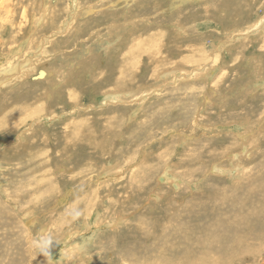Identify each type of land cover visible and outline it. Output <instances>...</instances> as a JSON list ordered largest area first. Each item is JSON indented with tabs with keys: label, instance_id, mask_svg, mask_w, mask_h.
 Here are the masks:
<instances>
[{
	"label": "rangeland",
	"instance_id": "374dc122",
	"mask_svg": "<svg viewBox=\"0 0 264 264\" xmlns=\"http://www.w3.org/2000/svg\"><path fill=\"white\" fill-rule=\"evenodd\" d=\"M1 1L6 5L7 1L12 2V8L16 9L13 10L16 13L9 15L5 7H0V53L16 44L15 52L10 51L9 62L3 58L2 65L15 64L21 70L19 77L15 74L0 83V123L3 124L0 125V160L11 159L10 165L0 171V200L13 213L15 221V225L3 224L0 232L8 233L7 239H12L16 231L20 234L25 231L22 236L28 237L29 243L23 246L34 253V263L123 264L114 256L120 250L116 245L126 241L139 222L148 226L159 217L165 223L168 219L176 221L172 217L174 213L186 215L190 210L202 217L209 205L196 203L205 193L212 194L211 181L218 182L225 195H238L263 172L264 167L259 164L253 167L245 160L250 170L243 171L241 165L227 177L222 174L212 178L208 176V167H201L202 159L189 165L191 159L195 161V155L189 157V152L191 143L202 140L219 143L233 135L243 139L241 134L248 131L246 117L256 124L249 133L248 160L264 151V106H248L255 96L262 95V90L256 88L264 84V27L257 32L248 31L264 17V0ZM68 21L70 30L65 28ZM194 67H200L198 77L183 81L173 78L181 75V70ZM23 70L31 71L23 75ZM41 72L45 75L40 76ZM160 85L161 91L142 103L134 101L124 106L117 103L120 107L104 103L113 99L108 97L110 91L133 90L140 96ZM22 99L29 105L21 103ZM189 99L194 100V112L185 121L187 124L181 123L173 112ZM17 107L23 111L29 108L19 114ZM166 108L169 110L164 111ZM160 112L158 119L156 115ZM35 115H43L40 123L34 124L24 138L20 137L26 129L21 126L27 125ZM260 116L261 124L256 122ZM149 119L161 127L157 128L156 124L147 133L151 136L147 144L134 145L130 136L140 135ZM257 136L262 142L257 145L259 148L253 142ZM217 146L221 152L222 145ZM193 147L199 149L198 145ZM211 147L206 152L202 150L205 159L213 157L209 154ZM234 150L236 147L230 148ZM150 159L156 161L145 167L152 173L148 179L139 167ZM167 165L182 177L183 186L170 185L167 181L157 185V177L163 175L162 169ZM190 166L198 172H187ZM20 169L28 174L30 169V180L28 174L19 181H12L7 175L14 170L21 174ZM132 181L140 184L142 190H136L135 194L141 193L136 197L140 201L129 210L121 206L124 200L120 197L124 186ZM22 182L27 187L24 195H18L14 189ZM38 186L45 191L34 199ZM152 192L159 197L152 199ZM10 193L14 194L13 198ZM220 198L221 195L213 204H221ZM240 203L227 202L224 213L233 216L239 211ZM144 215L148 222L143 220ZM193 216L189 222H194L190 221ZM0 220L5 222L1 216ZM96 221L101 228L96 227ZM187 222H182L179 230L187 232ZM74 231L83 232L78 236L80 239H93L88 255H74L75 260L67 262L60 254L64 248L62 242L55 256L49 254L47 247L40 250L41 242ZM201 234L200 229L193 236L197 238ZM174 238L180 240V232ZM102 247L111 249V257L103 253L106 250L102 251ZM167 249L151 256L153 259L148 257V261L147 256L142 257L139 264H179L181 255L174 256ZM50 257L56 258L55 261ZM261 257L264 250L253 263L239 260L234 263L258 264ZM260 263L264 264V259Z\"/></svg>",
	"mask_w": 264,
	"mask_h": 264
},
{
	"label": "bare ground",
	"instance_id": "6f19581e",
	"mask_svg": "<svg viewBox=\"0 0 264 264\" xmlns=\"http://www.w3.org/2000/svg\"><path fill=\"white\" fill-rule=\"evenodd\" d=\"M16 2H18V1H16ZM42 3H43V1H42ZM246 4H248V3H246ZM92 5H94V4H92ZM70 6H71V4H70ZM0 7H5L6 10L5 9L4 10L6 11V13H9V15L11 13L15 12V11L13 12V10L15 8L14 9L12 8L13 7L12 2L8 3V1H7V5H6L3 1H1ZM68 7H69V5H68ZM11 8H12V11H11ZM34 8H36V7H34ZM78 8L80 9V6H78ZM61 11H62V9H61ZM74 12H76V11H74ZM103 16H104V14H103ZM5 17H7V16H5ZM27 22H28V20H27ZM8 23H10V22H8ZM74 23H75V21H73V26H74ZM79 23H81V22H79ZM49 25L50 24H48V26ZM67 25H69V21L66 23L65 28H66V30H70L71 28L70 27L68 28ZM40 26H41V24H40ZM78 27H79V24H78ZM263 27H264V17L261 18L258 22H256L253 26H251L248 31L257 32V31H260ZM26 28H27V26H26ZM33 30H35V29H33ZM37 30H39V29H37ZM245 32H247V31H245ZM241 36H243V34ZM241 36H240V38H241ZM43 38H45V37H43ZM48 40H49V37L46 36L45 41L47 42ZM8 43H10V42H8ZM15 45H12L13 47H10L9 49L6 48L7 51H3L0 53V55L2 56V58L0 59V83H3L2 81L6 80L7 78L11 77L12 75L16 74L18 76L19 75L18 73L21 70L20 66H17V67L14 66L15 65L14 62L16 60L13 62V64H14L13 66L10 63H8L7 66L2 65L4 63V60L2 61L3 58L7 62H9V57H11L10 54L15 52V51H13L16 49ZM37 45H35V46H37ZM25 47H26V45H25ZM10 51H12V53H10ZM23 55H24V53H23ZM33 56H35V54ZM33 56H31V57H33ZM39 61H40V59H39ZM22 63H24V61ZM28 63H30V61H28ZM20 64H21V62H20ZM28 65H30V64H28ZM21 66H22V64H21ZM199 70H200V67H194L189 71L181 70L180 72L182 74L181 75L177 74V75L173 76V78H175V79L177 78L176 81H179V79L181 78V80L183 81V80H188V78L189 77L191 78L192 76L198 77L200 75ZM30 71L31 70H25V71L23 70L22 74L24 75V74L30 73ZM41 75H45V73L41 72L40 76ZM262 77L264 78V76H262ZM175 79H173L172 81H174ZM162 85H160L159 87H157L156 89H153V90H149V91L146 90V92H143V94L140 96H139V93L135 94L133 90L110 91L108 97H112L113 99L112 100L110 99L111 101L107 100L104 103L113 104L114 106H118V107H120L118 104H121L122 106L127 105V104L130 105V103H133L134 101H136L138 103H142V102L148 100L150 96H153V95L159 93L161 91L160 87ZM256 89L262 90V92H261L262 95L255 96L254 100L250 101L249 102L250 104L248 106L252 107L253 104L254 105L259 104V105L264 106V84H259ZM128 94H131V96L129 95L130 97H122V96H127ZM256 99H257V103L255 102ZM17 100L18 99H16V101ZM27 102L24 99H22V101H21V103H23L25 106L29 105ZM193 104H194L193 99H189L188 101L183 102L179 109L176 108V111L174 110L173 115L177 116L178 120H181V123L185 122V121L188 122V119H189L191 113L194 112L193 111ZM78 107H80V106H78ZM28 108L29 107H26V110L23 111L21 108L17 107L16 110L20 114V113H25V111H27ZM244 109H245V107H244ZM167 110H169V109L166 108L164 111H167ZM164 111H162V112H164ZM162 112H160L158 115H156V117L158 118V116H159V118H160ZM36 113H37V111H36ZM42 116L43 115H41V116L35 115V116L31 117V119L29 120V123L27 125L21 126V127H25L26 129L21 133L19 132L20 137L24 138V136L32 129V127L34 128V124L40 123L39 121H41ZM44 117L52 118L51 115H44ZM6 118H7V116L4 118V120ZM198 119H200V116L198 117ZM4 120H2L1 122L3 123ZM246 122L248 124V128H247L248 131L246 130L244 133L241 134L243 139H239L233 135V137H229L228 140H226V138H225V139L219 141V143H215L212 140H202L200 142H194V144L191 143L190 144L189 157H193L195 155V161L193 159H191L189 161V165H191V164L193 165V163L197 162L196 160L202 159L204 161V163H203L204 166H201V167H203V168L208 167L207 172L210 171L208 176L209 177L212 176V178L220 176L222 174L224 175V177H227L234 172L235 167H240L241 165H243V171L250 170L248 168V165H246L247 163L245 160L249 161L248 163L249 164L251 163V166H253V167L255 165H258V164L260 166L264 167V151L259 157H256L253 160H251V159L248 160L249 159L248 154H249V152H251V148L249 146V140H250L251 135L249 133L254 131V128H256L255 127L256 124L252 123L253 121L251 122L249 117H246ZM256 122L261 124L262 123V116H260V118ZM235 123L238 124L237 122H233L232 124H235ZM156 124H157V128L161 127L160 123H157V121H155V120L150 121V119H149L148 123H146L144 126H142V132L140 135L135 136V135H137V133H136V134H132L133 136H130L131 142H133L134 145H138L140 143L147 144V141H149V139L151 138V136L147 133L151 132L152 129L156 126ZM0 125L2 126L3 124L0 123ZM196 126H198V124H196ZM3 129H5V126H3ZM253 136H255V135H253ZM259 137L260 136H257L253 139V142L255 144L254 146L262 144L261 139ZM191 139H193V138H191ZM185 141H186V137H185ZM193 145H198L199 149L196 147H193ZM211 145H214V146L211 147ZM217 145H222L223 150L221 152H218L220 148ZM234 146L236 147V150L230 151V148H235ZM210 147H211V151H209V154L213 157H210V159L208 158L209 159V163H208V161H207L208 159H205L203 157L202 150L204 149V152H206ZM257 147L259 148L260 146H257ZM224 148H226L227 150L225 151ZM142 150H144V148ZM244 152L247 153L245 157H243ZM183 153L184 154L182 155V159L185 157V152H183ZM28 157H29V155H28ZM0 158H1V155H0ZM154 159L157 160V158H154ZM6 160L8 162L0 160V171H2L5 168V166L8 167L10 165L11 159H6ZM156 160H153V161L151 159H150V161L144 160L143 164H141V166L139 167V169L145 173V176L148 179L151 178L152 173L148 172V169H146L145 167L150 166ZM220 160H222V161L218 162ZM206 161L210 165H207ZM235 161H236V163H235ZM28 162H32V161L28 160ZM189 165H187L185 167V169ZM30 169H31V171L34 170L33 168H30ZM30 169H29V174H28V171H23L22 169H20L21 174L17 173L18 170H14L13 172L7 173V175L9 174L12 181H19V180H21L22 175L26 176L28 174L29 180H30V177H31L30 176L31 175ZM185 169L182 171L183 175H185V173H184V172H186ZM163 170H165L163 175L160 177L159 176L157 177V185L158 186L161 185V181H163V182L167 181L170 183V185H172L173 183H174V185L177 184L178 186L184 185L183 184L184 180L182 179V177L177 173V171L175 169L172 170V167L170 165L163 167L162 172H163ZM189 171L191 173L194 171L198 172V169L197 168H191V166H190V168H188L187 172H189ZM197 174H199V173H197ZM43 175H44V173H43ZM204 176H205V174H204ZM29 180H28V182H31ZM210 183H211L212 188H213L212 194L209 195V192L205 193L206 195L199 198L197 203H196V205H199L198 204L199 202L206 203L207 205H209V207L204 210L205 212H204L202 217L199 215H196L195 212L190 210V213H187L186 215H180V214L174 213L172 217H175L176 221H172V220L168 219L166 221L167 223H165V222H163V217H162V219H161V217H159L157 219L155 218L156 220L151 222L148 226H142V225H140L141 222H139L138 225H136L133 229H131L132 231L128 234L126 241H124V242L121 241L118 243L116 242L117 243L116 247H117V249H120V250L117 251V254L114 253V256L117 257L119 259V261L123 264H139L143 261L142 257L146 258L145 256H147V258H146V260H147V259H149L148 257L156 256V255L160 254L161 249L163 250V248H169L170 252L173 251L174 256L175 255H181V258H179V264H235L234 262L237 260H239V262L253 263V261H255L257 259L258 255L260 253H262V251L264 250V169H263V172L259 176H257L254 179V181H252L250 186L246 187L244 189V191L242 189L241 190L242 192L238 193V195H225L219 189L218 182L215 183V181H211ZM24 184L22 182L20 184V186H18V185L16 186V188L14 189L15 192L17 191L16 194L24 195V188L27 187V185L24 186ZM36 189H37V187H36ZM136 190L141 191L142 188H141V185L138 183L136 184L135 181L129 182L127 185L124 186V192H123L122 196L120 197L122 200H124L121 202V206L123 208H127L129 210H132L135 208V205L140 201L139 199H136V197H138L141 194L139 192H138V194H135L137 192ZM44 191H45L44 187L38 186V189L36 190L37 194L35 193L36 197H34L32 194L33 198L35 199V198L39 197L40 194L44 193ZM8 195L11 196L12 198L14 197L13 193H10ZM117 195H119L118 191H117L116 196ZM219 195H221L220 200L222 203L219 204V202H217V203L213 204L215 200L219 199ZM153 196L154 197L152 199H156V197L157 198L159 197V194L154 192ZM33 198H30V199L32 200ZM229 201H240L241 202L238 205L239 211H236L233 214V216H229V215H226L224 213L225 204ZM201 206H203V205H201ZM193 214H194V216H193ZM221 215H222V217H221ZM0 216L3 217V220L5 221V222H2L0 220V227L3 224H6V226H8V225L10 226V224L15 225V223H14L15 221L13 220L14 219L13 213H11L9 211L8 207L6 209V205L4 206L3 204H1V200H0ZM144 216L145 217H142L143 220L148 218V217H146V215H144ZM192 216H193V218L190 221H194V222H189V219ZM63 218H64V216H63ZM142 218H141V220H142ZM195 219H197L198 221L196 222ZM184 221H188L186 224L187 232H185L183 230H179L180 224ZM146 222H148V221H146ZM88 224L89 223H86L85 226H89ZM98 224L99 223L97 222L96 227L101 228L102 225L99 226ZM200 229H201V233H202L201 236L194 238L193 233L198 232ZM24 232L25 231H23L20 234V233H18V231H16V233L13 234V236H15V238L12 237V239H7L8 233L0 232V264H29V263L33 264L34 263V260H35L34 253L30 250H27L26 247L23 246V245H26L27 243H29V238L26 237V239H25L22 236ZM176 232L177 233L180 232L181 238L178 241H175V238H174V234ZM80 234H83V232L81 233L79 231H74V232L70 233L68 236H64V237L59 238V239L49 238L47 240L48 252L52 251L54 253V255H51V256H55L56 251L58 250L57 249V247L59 246L58 244L62 242L64 248L61 250L60 254L62 255L64 260L67 259V262H68V260H71L70 263L73 262L75 260L74 255H85V256L88 255L90 253L89 251H91V246H92L91 240H93V239H90V238L80 239L78 237ZM77 239H79V240L77 241ZM101 249H102V251L105 249L106 251L105 252L103 251V253L109 254L110 255L109 257H111V255L113 254L111 249H108L107 247H105L104 249L102 247ZM169 249H167V252H169L168 251ZM163 252H165V251H163ZM49 254H51V253L49 252ZM90 255L94 256L96 254L91 253ZM55 259L56 258L50 257V260H52V261H55ZM97 259H99V256H97ZM151 259H153V257H151ZM263 259H264V257H261L260 260L258 261V264H261L260 262ZM34 264H36V263H34Z\"/></svg>",
	"mask_w": 264,
	"mask_h": 264
},
{
	"label": "clouds",
	"instance_id": "9594fccd",
	"mask_svg": "<svg viewBox=\"0 0 264 264\" xmlns=\"http://www.w3.org/2000/svg\"><path fill=\"white\" fill-rule=\"evenodd\" d=\"M40 250L41 251H45L46 247H47V241H43L41 242V244L39 245Z\"/></svg>",
	"mask_w": 264,
	"mask_h": 264
},
{
	"label": "water",
	"instance_id": "95a60500",
	"mask_svg": "<svg viewBox=\"0 0 264 264\" xmlns=\"http://www.w3.org/2000/svg\"><path fill=\"white\" fill-rule=\"evenodd\" d=\"M51 253V255H54V253L52 251H49Z\"/></svg>",
	"mask_w": 264,
	"mask_h": 264
}]
</instances>
